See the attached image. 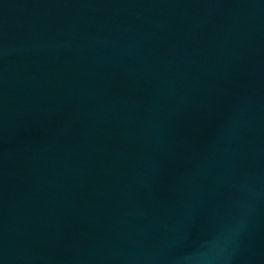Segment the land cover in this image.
Instances as JSON below:
<instances>
[{"label":"water","instance_id":"95a60500","mask_svg":"<svg viewBox=\"0 0 264 264\" xmlns=\"http://www.w3.org/2000/svg\"><path fill=\"white\" fill-rule=\"evenodd\" d=\"M264 229V0H0V264H213Z\"/></svg>","mask_w":264,"mask_h":264}]
</instances>
